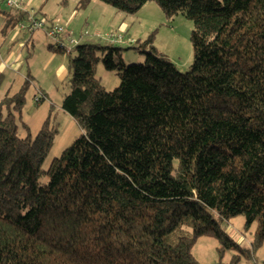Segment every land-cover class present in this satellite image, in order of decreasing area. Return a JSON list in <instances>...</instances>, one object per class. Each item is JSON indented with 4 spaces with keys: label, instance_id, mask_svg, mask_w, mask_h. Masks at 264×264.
Wrapping results in <instances>:
<instances>
[{
    "label": "trees",
    "instance_id": "16d2710c",
    "mask_svg": "<svg viewBox=\"0 0 264 264\" xmlns=\"http://www.w3.org/2000/svg\"><path fill=\"white\" fill-rule=\"evenodd\" d=\"M101 1L133 13L151 0ZM153 1L192 20L188 69L152 35L128 47L144 57L131 64L119 44L77 43L61 108L82 132L46 170L55 126L20 136L15 118L29 75L1 99L0 264H203V236L214 264H238L223 262L242 247L221 226L236 215L256 222L252 250L264 242V0ZM26 15L11 8L3 34ZM99 62L117 87L96 77Z\"/></svg>",
    "mask_w": 264,
    "mask_h": 264
},
{
    "label": "rangeland",
    "instance_id": "374dc122",
    "mask_svg": "<svg viewBox=\"0 0 264 264\" xmlns=\"http://www.w3.org/2000/svg\"><path fill=\"white\" fill-rule=\"evenodd\" d=\"M85 1L44 0L41 4L47 17L54 19V23L57 21L65 26V36L62 37L64 46L69 45L70 39L80 43H116L124 47L122 57L125 64L140 63L144 60L143 55L128 47L152 35L153 46L164 53L177 69L180 71L188 69L193 58L190 40L193 22L181 12L166 16L153 0L145 2L133 13L119 10L101 0ZM72 11L74 14L70 19L69 13ZM109 35H114L116 39L113 40ZM119 36H121L120 40H118ZM74 48L75 46L72 47L71 55L76 53ZM61 49L62 54L53 52L54 59L47 67L43 64L45 62L43 47L38 45L32 48L29 45L28 49H24L25 54L27 51L31 53L33 51L35 73L29 76L20 114L15 113L20 136L29 133L31 138H34L46 119L55 126L53 143L43 162L44 170L49 167L52 159L58 157L81 133L72 116L61 108L63 97L70 91L71 77L70 54L64 48ZM27 68L26 62L23 63L20 72L26 74ZM95 75L107 89L119 85V76L114 71L106 69L101 62L96 65ZM7 78L10 80L11 75ZM20 88L21 85L10 89L4 83L0 88V101L6 95L12 96ZM2 110L6 113L7 107L3 105ZM22 123L28 127L27 131L22 127ZM46 180L45 177L40 178L41 183ZM221 226L242 247V250L225 252L223 262H229L236 254L239 255L238 264H264V242L260 247L252 250L251 241L254 238L256 222L246 229L243 216L236 215L222 220ZM186 229L190 231L189 227ZM210 239L214 241V238ZM199 241L193 246L192 253L195 257L204 258L200 256V252L204 251L205 246L199 248L201 243ZM203 244L205 245V242Z\"/></svg>",
    "mask_w": 264,
    "mask_h": 264
},
{
    "label": "crops",
    "instance_id": "0c3cea01",
    "mask_svg": "<svg viewBox=\"0 0 264 264\" xmlns=\"http://www.w3.org/2000/svg\"><path fill=\"white\" fill-rule=\"evenodd\" d=\"M44 0H21L22 2V11L33 13L37 18H44L45 20L49 21L50 23H54L55 21L52 18L46 16V13L43 12V8L41 6ZM5 4L0 3V73L4 74V81L6 87L16 88L20 86L27 74L30 76L34 75V54L30 51H27L26 54L24 49H28L29 45L35 48L38 45L43 47L44 49V60L43 64L45 67L49 65V63L54 59L55 54L49 49L51 44L54 45L56 40L50 38L46 35L44 29H37L31 33L15 30L14 28L8 30L6 34H3L2 28L4 26L7 12L11 10L10 7L4 6ZM74 12L69 13V18L72 19V15ZM61 24L59 22H55ZM64 26V25H63ZM28 36H27V35ZM62 37L65 36V33L61 35ZM62 39V38H61ZM80 43V42H78ZM32 58V59H31ZM26 62L28 68L26 69V74L20 72L23 63ZM62 69V68H60ZM33 73V74H32ZM11 75L10 80L7 78ZM2 84V85H3ZM66 112V111H65ZM82 132V130H81ZM212 237L203 236L197 239L195 245L200 240L201 243L199 248H204L203 252H200V256H204V258H200L199 256L196 259L203 263V264H214L217 262V242L215 239L212 241L210 239ZM199 241V242H200ZM205 242V245L203 244ZM194 245V246H195ZM194 248V247H193ZM202 254V255H201ZM206 257V259H205Z\"/></svg>",
    "mask_w": 264,
    "mask_h": 264
},
{
    "label": "built area",
    "instance_id": "2783aa9c",
    "mask_svg": "<svg viewBox=\"0 0 264 264\" xmlns=\"http://www.w3.org/2000/svg\"><path fill=\"white\" fill-rule=\"evenodd\" d=\"M0 3H3L13 9H22L21 0H0ZM14 29L27 33H31L37 29H44L48 37L56 40L54 44L59 48H64L67 52H70L72 50V47L78 43L75 39H70L69 45L64 46L61 35L65 32V26L58 23H50L44 18H37L32 12H28L26 18L18 22ZM109 37H112L113 40L116 39L114 35H109ZM120 39L121 36H119L118 40Z\"/></svg>",
    "mask_w": 264,
    "mask_h": 264
}]
</instances>
